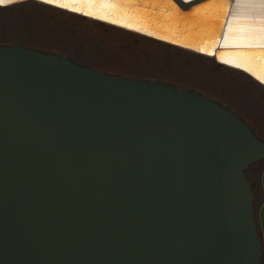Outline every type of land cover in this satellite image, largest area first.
Segmentation results:
<instances>
[{"label":"water","instance_id":"95a60500","mask_svg":"<svg viewBox=\"0 0 264 264\" xmlns=\"http://www.w3.org/2000/svg\"><path fill=\"white\" fill-rule=\"evenodd\" d=\"M237 1L39 0L264 87V20L235 18ZM242 22L261 38L230 42ZM262 159L264 140L200 92L0 44V264H264L245 173Z\"/></svg>","mask_w":264,"mask_h":264},{"label":"rangeland","instance_id":"374dc122","mask_svg":"<svg viewBox=\"0 0 264 264\" xmlns=\"http://www.w3.org/2000/svg\"><path fill=\"white\" fill-rule=\"evenodd\" d=\"M13 43L68 55L109 74L198 91L231 109L264 140V87L211 57L32 0L0 6V44ZM263 172L264 159L246 171L257 222Z\"/></svg>","mask_w":264,"mask_h":264},{"label":"bare ground","instance_id":"6f19581e","mask_svg":"<svg viewBox=\"0 0 264 264\" xmlns=\"http://www.w3.org/2000/svg\"><path fill=\"white\" fill-rule=\"evenodd\" d=\"M185 1L187 2L189 0H185ZM232 13L234 14L235 18L251 19V20L252 18H257L255 19V21L264 20V0H238ZM219 16H220V11L218 17ZM233 27H235V31H233V36L230 42L250 40V38L256 35L257 33L260 35V27L255 22L252 23L242 22L236 24ZM255 37L261 38V35L260 36L257 35ZM254 41L263 42V40L261 39H255ZM221 60L229 62L225 57L221 58Z\"/></svg>","mask_w":264,"mask_h":264},{"label":"flooded vegetation","instance_id":"af4514ba","mask_svg":"<svg viewBox=\"0 0 264 264\" xmlns=\"http://www.w3.org/2000/svg\"><path fill=\"white\" fill-rule=\"evenodd\" d=\"M14 44H19V45H22V46H24V47H28V46H25V45H23V44H21V43H13V44H7V45H14ZM28 48H31V47H28ZM32 49H36V48H32ZM36 50H41V49H36ZM57 54H59V53H57ZM60 55H64V54H60ZM64 56H68V55H64ZM70 58V57H69ZM71 59V58H70ZM73 60V59H72ZM198 92V91H197ZM228 108V107H227ZM256 162H258V161H256ZM256 162H254V163H252V164H250L249 166H248V168L245 170V173H246V171L250 168V167H252ZM246 176H247V174H246ZM248 178V177H247Z\"/></svg>","mask_w":264,"mask_h":264},{"label":"snow or ice","instance_id":"6c2138e0","mask_svg":"<svg viewBox=\"0 0 264 264\" xmlns=\"http://www.w3.org/2000/svg\"><path fill=\"white\" fill-rule=\"evenodd\" d=\"M0 2H3V3H13V0H0ZM45 3H50L51 0H44Z\"/></svg>","mask_w":264,"mask_h":264},{"label":"clouds","instance_id":"9594fccd","mask_svg":"<svg viewBox=\"0 0 264 264\" xmlns=\"http://www.w3.org/2000/svg\"><path fill=\"white\" fill-rule=\"evenodd\" d=\"M22 2H24V0H13V3H22ZM37 2H39V0H37ZM3 4L5 3L0 2V5H3Z\"/></svg>","mask_w":264,"mask_h":264}]
</instances>
